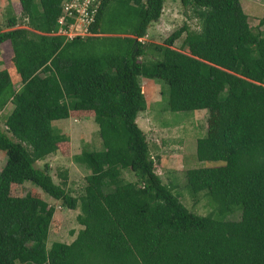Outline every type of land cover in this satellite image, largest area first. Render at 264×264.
<instances>
[{"label": "trees", "instance_id": "obj_1", "mask_svg": "<svg viewBox=\"0 0 264 264\" xmlns=\"http://www.w3.org/2000/svg\"><path fill=\"white\" fill-rule=\"evenodd\" d=\"M17 1L25 24L10 17L0 29V47L10 46L0 112L11 105L0 128V264H264V33L240 0H179L199 30L183 26L161 45L142 39L164 0H105L92 36L71 41L55 35L63 0ZM183 34L186 52L173 48ZM141 78L167 85L171 112L215 113L217 134L197 139L195 153L214 164L184 174L194 204L215 203L207 215L190 212L156 174L136 123L147 107ZM87 113L101 149L72 157L88 171L72 196L36 164L68 142L55 121ZM24 184L78 211L71 243L47 246L55 210L10 195ZM234 212L239 219H228Z\"/></svg>", "mask_w": 264, "mask_h": 264}, {"label": "rangeland", "instance_id": "obj_2", "mask_svg": "<svg viewBox=\"0 0 264 264\" xmlns=\"http://www.w3.org/2000/svg\"><path fill=\"white\" fill-rule=\"evenodd\" d=\"M241 6L248 15V23L254 32L264 33V25H259L264 14V0H240ZM21 7L17 0H0V29L5 30L7 20L15 17L19 26L25 24L22 20ZM190 8L182 6L179 0H164L162 14L156 24H151L142 39L145 43L163 44L164 40L174 31L186 26L190 31H198L197 18ZM183 34L175 41L173 48L186 52ZM10 56V46L0 47V68L5 65ZM140 85L146 99V110L138 114L136 123L145 135L151 156L155 161L156 174L160 175L164 184L171 186L174 195H179L184 206L192 213L207 215L215 203L208 198H201L194 204L189 189L185 185L184 174L187 170L198 169L213 165L212 162H199L196 159V141L199 138L215 136L219 128L215 113L207 110L175 113L168 109L167 85L156 79L141 78ZM11 110V105L0 112V128H4V118ZM84 117H73L55 121L53 126L64 135L68 142L61 144L56 154L48 156L36 166L40 169L45 164L49 166L50 175L56 184L65 183V189L77 196L86 184L85 171L73 161V156L84 148L101 149L98 138V124L93 114L87 113ZM158 158V159H157ZM5 153L0 151V172L5 163ZM158 160V161H157ZM124 180H131L129 171H123ZM12 197L31 195L39 198L54 208L47 246L53 242L71 243L75 239L80 226L76 221L78 211L68 210L60 206L57 201L50 200L40 190L31 184L11 185ZM202 195V194H201ZM208 202V204H207ZM231 220L239 219V212L228 217Z\"/></svg>", "mask_w": 264, "mask_h": 264}, {"label": "built area", "instance_id": "obj_3", "mask_svg": "<svg viewBox=\"0 0 264 264\" xmlns=\"http://www.w3.org/2000/svg\"><path fill=\"white\" fill-rule=\"evenodd\" d=\"M105 0H63L57 18L55 35L67 41L92 35L90 27L95 23Z\"/></svg>", "mask_w": 264, "mask_h": 264}, {"label": "crops", "instance_id": "obj_4", "mask_svg": "<svg viewBox=\"0 0 264 264\" xmlns=\"http://www.w3.org/2000/svg\"><path fill=\"white\" fill-rule=\"evenodd\" d=\"M158 22V21H157ZM157 22H155V23H153V24H156ZM90 36H92V35H90ZM95 36V35H94ZM87 37H89V36H87ZM86 38V37H85ZM82 39H84V38H82Z\"/></svg>", "mask_w": 264, "mask_h": 264}]
</instances>
